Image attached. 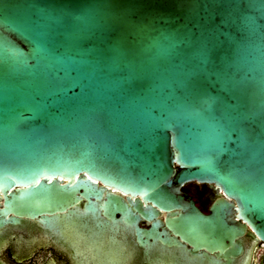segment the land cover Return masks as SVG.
Wrapping results in <instances>:
<instances>
[{
	"label": "water",
	"instance_id": "1",
	"mask_svg": "<svg viewBox=\"0 0 264 264\" xmlns=\"http://www.w3.org/2000/svg\"><path fill=\"white\" fill-rule=\"evenodd\" d=\"M189 181L245 224L221 198L215 219L176 218L184 234L264 241V0H0L8 211L54 213L100 182L172 209Z\"/></svg>",
	"mask_w": 264,
	"mask_h": 264
},
{
	"label": "flooded vegetation",
	"instance_id": "2",
	"mask_svg": "<svg viewBox=\"0 0 264 264\" xmlns=\"http://www.w3.org/2000/svg\"><path fill=\"white\" fill-rule=\"evenodd\" d=\"M100 185L81 189L78 202L39 217L8 211L0 192V264H264V241L249 225L230 237L208 227L203 238L176 226V218L195 211L209 220L221 216V198L232 203L228 223L245 224L237 204L215 184L184 183L182 202L172 209Z\"/></svg>",
	"mask_w": 264,
	"mask_h": 264
}]
</instances>
